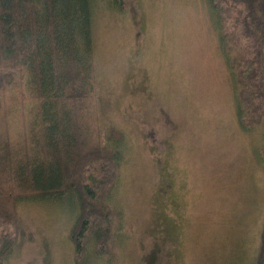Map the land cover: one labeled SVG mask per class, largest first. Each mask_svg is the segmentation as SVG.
<instances>
[{
	"label": "rangeland",
	"instance_id": "rangeland-1",
	"mask_svg": "<svg viewBox=\"0 0 264 264\" xmlns=\"http://www.w3.org/2000/svg\"><path fill=\"white\" fill-rule=\"evenodd\" d=\"M127 4L93 22L102 125L124 131L126 151L116 231L106 252L90 244L80 264H253L264 229V96L256 120L242 124L204 0ZM256 66L264 94V48ZM33 105L18 72L3 94L1 133L26 141ZM76 212L67 196L20 204L4 264H76Z\"/></svg>",
	"mask_w": 264,
	"mask_h": 264
},
{
	"label": "trees",
	"instance_id": "trees-1",
	"mask_svg": "<svg viewBox=\"0 0 264 264\" xmlns=\"http://www.w3.org/2000/svg\"><path fill=\"white\" fill-rule=\"evenodd\" d=\"M204 1L230 69L238 118L249 123L264 96L256 66L264 48V0ZM127 5L0 0V112L18 72L27 74L34 102L26 141L18 144L0 131V264L17 243L18 206L39 199L75 202L70 237L76 264L90 244L97 253L108 249L118 222L112 196L126 135L112 123L102 125L93 22L100 9L123 12ZM253 264H264V229Z\"/></svg>",
	"mask_w": 264,
	"mask_h": 264
}]
</instances>
